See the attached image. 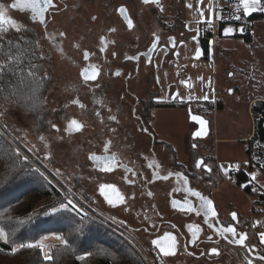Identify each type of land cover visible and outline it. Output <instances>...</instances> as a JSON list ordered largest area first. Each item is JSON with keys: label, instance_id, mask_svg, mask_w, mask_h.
<instances>
[{"label": "crops", "instance_id": "1", "mask_svg": "<svg viewBox=\"0 0 264 264\" xmlns=\"http://www.w3.org/2000/svg\"><path fill=\"white\" fill-rule=\"evenodd\" d=\"M229 2L235 3L243 12L240 0H185L183 3L184 28L181 37L178 40L174 38L172 51H170V44L158 46L156 53L154 52L152 64L160 92V101L176 103L221 101L223 103L222 109L214 108L209 111V119L204 117L208 121V134L205 137H193L194 131L198 129V124L194 121L191 123L190 108L182 106L158 107L153 111L154 117L150 124L160 141L155 144L153 151L150 148V137L145 132H139L132 128L121 129L115 122L116 120L113 121L115 125H113L112 130H109L112 137L107 139L108 141L112 140L113 150L123 151L128 160V170L124 182H120L121 185L118 183L119 187H122L121 191L123 189V202H120L119 199L108 198L101 193L102 175L101 178H98L97 197L101 199L109 214L136 231L142 238L144 237L143 239L150 240V244L153 240H157L163 247L167 248L172 244V240L167 237L176 238L177 243L173 249V255L165 257L163 264H178L180 257L184 258L183 261L186 264L232 263L231 261L227 262L228 255L224 254L223 251L230 250L234 254L237 252V248L228 245L226 240L221 239L222 237L217 230L209 236L211 239L208 236L205 239L206 241L212 240L208 246H205V249L202 246L205 242L203 235H197L198 231L195 244L191 243L193 237L188 225H192L193 230H195L196 218L193 211L190 213L181 211L184 207L180 205V198L185 194L182 185L189 181L193 190L198 191L213 202L216 223L217 220L224 219L217 206L218 202L222 206L219 199L228 197L229 193L228 188L225 189L223 186L227 173L220 167L223 165L222 162L229 171L228 177L232 180H234L233 173L237 170L243 171V176L247 177V180H242L240 183L236 182V184L250 197L249 214L247 215L248 212L243 210L245 213L243 215L245 218H243L240 217L239 212H235L237 220L241 219L240 225L249 226H245L246 229L249 228L250 230L247 231V238L250 236L252 243L255 244L260 242L259 234L264 233V209L256 210L253 208V202L261 200V196L264 195V169L258 163L259 156H255V161L252 162L247 152L250 146L249 141L255 131V121L251 108L256 100L264 99L262 90L252 89L251 84L252 77H255L254 80L258 84L264 82V33L257 35L254 32L256 23L259 20H264V18L253 21L254 29L251 32L253 40L251 42L236 36V34L241 33L237 30L226 35L224 29L227 24L235 23L239 26L236 21L229 19L230 15L227 11ZM249 15L245 16L248 17ZM209 19H217L218 21L211 30L213 37L210 39V56L208 59L196 58V50L202 47L201 29ZM218 28L219 32L217 31ZM232 40L236 41V44H244L247 49L242 53L237 50L236 71L233 74L235 81L231 86L228 84V80L226 81L221 76L220 67L221 70L225 71V65H220L222 53L218 52L215 45L220 44L222 47L223 43L226 44L227 41ZM248 66L258 70L257 75L251 76L249 69H247L248 71L244 70L246 67L249 68ZM182 68L186 73L185 77L178 75V71ZM260 87L262 86L260 85ZM230 89L232 90L231 94ZM204 96H208V99L205 100ZM173 97L177 98L173 99ZM237 97H240V100ZM246 99L248 100L246 101ZM162 113L170 117L179 114L185 124L179 126L171 121L164 122L163 118H160ZM241 117V129L248 130L245 134H240L241 131L236 128ZM130 121L133 122V119ZM161 131L167 134L162 135ZM160 135L165 140H162ZM210 137L214 141L212 145L206 146L205 143L201 142ZM241 142L243 147H241ZM193 144L196 145L195 148ZM239 144L242 154L238 161H233L226 150ZM222 145H224L223 148H221ZM164 149L169 150L165 160L163 159ZM194 150L199 153V159L203 160L207 167L195 168L193 165ZM140 153L142 154L139 156ZM204 155H210L216 159L220 176L223 177V180L213 187L211 184L214 180L210 181L204 177L205 169L209 168L207 161L203 158ZM180 156H191L190 162L180 160ZM137 169L144 170L149 178V181L146 182L142 180L141 186L135 184L134 171ZM157 171L160 172L161 176L167 175L168 172H172L173 175L168 180L157 179L155 177ZM120 173L115 172L109 176L116 179ZM176 173L180 175L178 176ZM253 174L256 176L255 180L252 179ZM220 176L216 174L214 178L220 180ZM185 178L187 182H185ZM247 185L250 186V192L245 189ZM115 191L120 192L117 186ZM108 199L116 201L115 206L108 204ZM174 202L175 207H173ZM225 205L234 206L233 202L230 203L228 200ZM262 244L264 245V243ZM152 246L154 252H158L162 256L156 245L152 244ZM213 248L216 249V252L212 251Z\"/></svg>", "mask_w": 264, "mask_h": 264}, {"label": "rangeland", "instance_id": "2", "mask_svg": "<svg viewBox=\"0 0 264 264\" xmlns=\"http://www.w3.org/2000/svg\"><path fill=\"white\" fill-rule=\"evenodd\" d=\"M164 1L166 6L162 11L161 10L159 11L156 7L153 6V4L151 5V3L147 4L146 7L143 8V11H140V8L142 7H140L141 3L139 2V0H131L130 1V4L132 5L131 10L137 8L140 11L141 16H139V18L137 19L138 20L137 26L134 27V29H132L130 32H128V29L126 25L123 23V21L121 19H118L117 14L116 13L114 14L113 23L117 31L116 33L117 40L120 41V43L118 42L116 50L120 54L127 49L126 42L129 41L132 43L135 37L137 36L144 37L145 35V37L147 38V44H149V42L153 38V34H155L160 38L159 46L161 44L168 45L170 37H173L176 40H178L181 37L184 28L183 3L181 2V0H164ZM12 4H13V0H0V6H3V9L5 11V19L15 20L18 26L21 25L25 27L34 26V24L31 21L32 9L28 7V11L25 10L23 12L17 9H13L11 7ZM97 12L99 13L100 16L103 15V13H101L99 10H97ZM172 16H176V17L172 18ZM60 17H62V14L60 15ZM102 20L103 19H98L95 22V25L100 23ZM78 22L77 24L74 23L71 24L70 26L68 24H63V23L59 25L62 27V30H66L68 32L69 36L75 37L76 32L80 31L79 33H81L82 31H85L84 28L78 30L79 27ZM4 26H9V25L5 24L3 25V27ZM34 27L36 28V34L39 37L38 41L42 49V56H45V60L42 62V66L47 70V74L51 79L50 86L46 91V95L43 97L45 104L41 109L38 108L37 112L34 113L33 111L34 108H32L31 110L25 108L23 109L21 107L8 105L2 102L0 104L1 105L0 109H6L8 115H3L1 117L4 118L3 120L8 126H11L13 129H15V132L20 136L22 141L25 144H27L30 149L34 151V153L38 156V158L42 159L47 165H49L48 166L49 169H47L46 166L43 167L40 166V168L47 173V176L43 175V177H47V181H49L50 183L52 181H55L57 185H59L67 193L73 194L71 192L72 190L73 192L79 193L83 197L86 203L84 201L83 202L80 201L79 199H75V195H73L75 200V202L73 200V203L76 205V207L79 210L83 211L85 214H87L95 221H97L95 217H98L97 213L95 212L96 210H98L100 213L104 215L106 214L109 215V217L114 218L111 214H109L108 209L101 202V199H98L97 197L98 196L96 193V189L98 187L97 183L99 182L98 178H101L100 177L101 174L97 172L92 162V159L90 158L91 154L98 151L99 150L98 148L102 144L104 146L105 143L108 142L107 138L112 137V133L111 131L106 129V126H102L101 123H98L97 118L100 117L94 115H91L92 117H89L88 115H84L82 111L78 110L76 107L72 106L71 104L73 100H78V101H83L85 105H88L89 100L87 99V97L91 95L90 94L91 85L88 82L84 83L82 81L81 77L79 76L78 67L73 65V63L80 61L81 56L60 55L58 52H53L50 54L47 45L48 42L44 40V33L41 27H39V25H36ZM229 27L233 29L232 32H234L235 30L241 32L240 26H238L235 23H229L226 25L225 28H229ZM217 31L219 32V28L217 29ZM254 32L257 35H261L262 33H264V20H259L256 23ZM124 40L125 42H123ZM215 46L218 52L222 53L219 61L220 65H225V71L223 69L221 70L220 67L221 76H223L226 81L228 80L227 81L229 82L228 84L232 86L233 82L235 81L233 74L236 71L235 64H236L237 50L238 51L240 50L242 53L245 52L247 48L244 44H238V43L236 44V41L233 40L227 41L226 44L223 43L222 47L220 46V44H216ZM131 47H132L130 48L131 50L136 49V47L134 48L132 45ZM106 57L108 59L112 57L111 60L113 61L114 65L119 64L113 58V56L109 55V56H105L104 58ZM98 61L100 60L98 59ZM129 62H130L129 66L133 67V62L132 61ZM152 69L153 68H148L147 71H141L140 75L137 78L131 80L130 82L131 89L141 97L148 98L147 97L148 91L150 89H154V90L157 89L155 83L149 81L152 79L151 78ZM247 69L250 70L249 74H251V76L257 75L258 70H256L255 68H251V67L249 68L246 67V69L244 68V70ZM252 78H253V80H251L252 89L262 90L261 93L264 94V82L258 84V82L254 80L255 77ZM103 79L104 82L103 83L101 82L102 83L101 91L104 94L103 95L104 100L107 101V98L109 96L110 97L109 102H112V104L110 105L112 106L115 104L116 107L117 100L114 97L119 95L118 90H120L124 86L122 83H120L119 87L114 86V88L116 87L114 89L111 83H109L110 81L109 77L108 78L105 77ZM260 85L263 88L260 87ZM247 100L248 99H246V101ZM66 111H70V112L67 114ZM206 112L208 113L207 110ZM68 116H71L69 118L71 119L70 122L66 120ZM127 116L128 115H126V117L124 118L125 121L131 122L130 120H132V117L129 116L127 117ZM81 117L86 122V127L84 128V131H80V132H76L74 130L68 131V125L71 123L73 119L76 120L78 123L79 121L80 123L81 122L83 123V121L80 119ZM120 117L122 118V115ZM160 118H163L164 122L171 121L174 122V124H178L179 126H183V124H185L183 118L179 116V114L174 117H170L162 113ZM190 121L191 123H193L192 120ZM53 124L57 126L58 130H54V127H52ZM245 126L248 128L247 123H245ZM236 128H238L241 131L240 134L243 133L245 134V132L248 131L241 129L242 117L238 126L236 125ZM161 134L165 135L167 133L161 131ZM41 136L45 137V139L41 140L40 139ZM160 138L162 140H165V138H163L161 135ZM4 139L6 138L4 137ZM6 141L8 140L6 139ZM201 142L205 143L206 146H209L212 145L214 141L212 137H210L205 141L202 140ZM8 143L12 145L9 141ZM33 145L35 147H33ZM223 146L224 145H222L221 148H223ZM12 147L14 146L12 145ZM241 147H243L242 142H241ZM241 147L239 144V145H235L234 148H230L226 150L229 156L232 157L233 161L239 160V156L242 154ZM168 153L169 150H165L163 152L164 160L167 159ZM210 153H212V151H210ZM23 156L24 155L22 154V157ZM29 156L31 159H34L30 153ZM190 159L191 156H187V157L180 156V160L190 162ZM27 161L34 169H37V167L34 164H32L29 160ZM222 164L224 168H226L224 162H222ZM42 170H40V172L43 173ZM57 170L59 171L57 172ZM226 173H227V177L223 183V186L225 187V189L228 188L229 193L227 195L228 197L222 198V200L219 199L222 202V206L221 203L219 202L217 205L219 208V212L224 217V219L228 217L231 211L233 212L237 211L240 213V217L245 218L243 216L245 214L243 210L246 211V213L248 212L247 215L249 214L250 197L246 192H244L238 187L235 180H232L231 178L228 177L229 171H227ZM59 179L64 181L70 187L71 190L68 187H66ZM61 194L65 198L66 197L68 198V196H66L64 193ZM227 200L230 203L233 202L234 206L231 207L229 205H225V202ZM90 207L92 209H95V211L92 210ZM88 209H91L92 211L89 210V212H87ZM90 214H92L94 217H92V215ZM240 220L241 219H239V221ZM100 224L106 229L114 232L116 235L121 237L118 233H116L113 230L112 227H110L111 225L109 222H106V224L103 223ZM47 237L49 238L48 240L52 239V236H47ZM121 238L125 242L129 243L123 237ZM144 241L148 245L150 244V240L144 239ZM129 245L131 244L129 243ZM131 248L139 255V257H141L140 254L132 247V245ZM155 253L157 258L161 256L158 252ZM178 260H179L178 264H186V262L183 261L184 258L180 257Z\"/></svg>", "mask_w": 264, "mask_h": 264}, {"label": "trees", "instance_id": "3", "mask_svg": "<svg viewBox=\"0 0 264 264\" xmlns=\"http://www.w3.org/2000/svg\"><path fill=\"white\" fill-rule=\"evenodd\" d=\"M181 2L184 3L185 0ZM248 18L252 21L264 18V11L253 12ZM221 25L223 27V24ZM4 27L10 29L7 38L15 40L17 33L12 30V26ZM28 29V32L23 33L25 40L38 42L36 43L37 51L42 55L36 30L31 27ZM236 36L244 38L247 42L253 40L251 32L238 33ZM212 37L213 33L209 31L201 39L205 59L210 56ZM173 49L174 47H171L170 51ZM50 83L51 79L50 82L39 85L33 82L30 87L21 85L22 92L16 93L15 89L12 90L15 93V100L12 103L8 102L7 95L0 94V104L4 102L23 109L34 108L33 111L36 113L37 109H41L45 104L43 97ZM156 95H159V92ZM175 106L188 107L192 113L208 118L209 111L214 108L222 109L223 103L221 101L196 103L159 101L152 106H147L145 119L148 123L151 122L154 117L152 111L156 107ZM203 109L205 112H202ZM251 111L255 121V131L249 141L250 146L247 152L252 162L255 161V156H259L258 163L261 165L264 163V99L256 100ZM198 158L199 153L194 150L193 165ZM203 158L211 168V171L205 169L204 177L210 181L214 180L211 184L213 187L222 181L223 177L220 176L216 159L213 156L204 155ZM35 170L28 161L23 160L22 156L20 159L16 158V149L0 134V228L4 229L10 240L15 241L16 244L35 243L44 237L52 236V239L44 242L52 245L48 251L54 257L53 261H46L44 253L39 249H20L12 253L13 245L0 241V264H145L127 242L83 211L73 210L71 206L67 209L60 208L61 202H67L65 197L53 184L44 179L40 172ZM242 172L240 170L238 172V183L247 180ZM216 174L220 176V180L214 178ZM5 180H7L6 183ZM245 189L250 192L249 185ZM261 200L264 202V195L261 196ZM52 207H56L57 211L51 212ZM55 235H63L69 241L70 246L61 245L54 239ZM254 246L264 250V245L260 242H256ZM259 262L262 261L259 260Z\"/></svg>", "mask_w": 264, "mask_h": 264}, {"label": "flooded vegetation", "instance_id": "4", "mask_svg": "<svg viewBox=\"0 0 264 264\" xmlns=\"http://www.w3.org/2000/svg\"><path fill=\"white\" fill-rule=\"evenodd\" d=\"M130 1L131 0H52L53 4L56 5V7L55 8L50 7L45 12L47 29L45 30L44 26H41L39 24H34V26L39 25V27H41L44 33V40L48 42L47 45L50 54L53 52H58L60 55L81 56L80 61L75 62L74 60L75 63H73V65L78 67L79 76L81 77L84 83H86L83 78V73L85 70H87L89 75L92 74L93 70L98 72L97 78L95 80L87 81L91 85L90 86L91 95L87 97V99L89 100L88 105H85L83 101H79V104H75L71 102L72 106L76 107L78 110L82 111L84 115H88L89 117H92L91 115L100 117L97 118L98 123H101L102 126H106L107 130H112L113 125H115L113 123L114 120L110 118L111 116L116 117L115 122L121 129L132 128L139 132H145L143 131V129H147L148 131L145 133H147L150 137V143H151L150 148L153 151L155 144L159 143L160 141L158 140L156 134L152 130L150 122L148 123L146 121L145 113L147 106H152L154 103L160 101L159 99L160 92L159 89L157 88L154 69H152L151 71L152 77L150 76L153 80L151 79L149 81L155 83L157 89L155 90L150 89L147 95L148 98L137 95V93H135V91L131 89L130 82L131 80L137 78L140 75L141 71H147L148 68H153L152 64L156 52L153 53V55L149 59L146 56V53L158 36L153 34V38L149 42V44H147V38L145 37V35L144 37L137 36L135 37L132 43L129 41L126 42L127 49L124 50L121 54L116 50L118 42L120 43V41L117 40V35H116L117 31L113 23L114 14L115 13L117 14L118 19H121L123 21V23L126 25L128 29V32H130L132 29H134V27L137 26L138 24L137 19L139 18V16H141L140 11H143V8L146 7L147 5L143 2V0H139V2L141 3L140 7H142L140 8V11L137 8L131 10L132 5L130 4ZM24 2L27 4H31L32 0H24ZM36 2L38 7H44L43 0H36ZM14 3H16V0H13V4ZM152 4L159 11L161 9L163 10L164 7L166 6L164 0H159V2L151 3V5ZM121 7L125 9V12L123 14H121L119 11ZM17 10L23 12L25 10L28 11V7L23 10L21 9H17ZM97 10L103 13V15L100 16ZM61 14L62 17H60ZM125 16H127L128 19L132 21L131 28H129ZM93 17H95V19H93ZM173 17L175 18L176 16H172V18ZM98 19H103V20L95 25V22ZM77 22L79 24L78 30L84 28L85 31H82L81 33H79L80 31L76 32L75 37L69 36L68 32L66 30H62V27L59 25L63 23V24H68L70 26L71 24L74 23L77 24ZM34 26H28V27H31L36 30ZM61 33H63V35H61ZM123 42H125V40ZM158 42L160 44V38ZM131 45L134 48L136 47V49L131 50L130 49L132 48ZM101 49H103V51ZM85 53L88 54L87 58H85ZM113 53H115L114 56ZM109 55L113 56V58L119 64L114 65L113 61L111 60L112 57L109 59L107 57L104 58L105 56H109ZM98 59L100 61H98ZM129 61L133 62V67L129 66L130 65ZM117 71H119L120 73L119 76L116 75ZM105 77L107 78L109 77L110 79L109 83H111L113 88L114 86L119 87L120 83H122L124 86L123 88L118 90L119 95L114 97L117 100L116 107L115 104L112 106L110 105L112 104V102H109V98H110L109 96L107 98V101L104 100V96H103L104 94L101 91L102 90L101 85L104 82L103 78ZM158 92L159 95H156V93ZM80 104H83L84 107L81 108ZM155 109H157V107ZM66 112L68 114L70 111H66ZM121 115L122 118L120 117ZM126 115L128 116L131 115L133 122H126L124 119ZM70 117L71 116H68V118L66 119L69 122L71 120L69 119ZM118 117L121 119H119ZM80 119L83 121V123L82 122L80 123L79 121V124L81 125V129L79 131L73 129L76 132L84 131V128L86 127L85 120L82 117ZM57 129L58 128L56 126L54 130ZM112 144L113 143L111 140L109 152L107 153L104 152V146L102 144L98 148L100 151L98 150L92 153L91 156L97 155L100 157H104L106 155H114L116 157V162L111 171H104L102 162H97L94 160H92V162L97 172L101 175H105L102 178L101 181L102 184L112 185V188H105L104 191L101 193L108 198H115L120 200V198H123L124 194L122 192L123 189L121 191L122 187L120 188L118 183L121 185L120 182H124L125 175L128 170V160L126 159L123 151L113 150ZM141 154L142 153H140L139 156ZM155 155L158 156L157 154ZM199 160L200 159L198 158L197 161ZM115 172H119V173L121 172L123 174L121 175L120 173L115 179L114 177H111L112 174ZM109 174H111V176H109ZM134 174H135V184L139 186H141L140 183L142 180L145 182L149 181V178L146 176L145 171L142 169H137L136 171H134ZM116 186L119 188L120 192L113 191V188L116 189ZM167 186H165V188H167ZM182 187L185 189L184 190L185 194L180 198L181 200L180 205L183 206L184 208H187L188 205L190 204L193 207V209L198 210L200 199L199 197L192 195V192L196 190L192 189L193 187L189 181L184 185H182ZM193 213L196 218V222L194 223L195 228L199 229L197 235L199 234L200 236L203 235V239L205 241L202 245L204 249L205 246H208L212 241V240L206 241L205 239L207 238V236L209 237L211 234H214L215 230H217V232L220 234L221 229L226 227H234L237 233L246 234V235H247V231H250L249 228L246 229V227L249 226L245 225L246 226L245 227L244 225L243 226L240 225V221L237 220V217L235 220L232 219L231 214L233 213V211H231V213L228 215L226 219L217 220V223H216V216L213 217L210 214H209L210 216L209 215L204 216L203 213L198 215L196 210H194ZM205 221L208 222L206 223ZM220 236L222 237L221 239L227 241L228 245L237 248L236 254L231 253L230 250L223 251L224 254L228 255L227 258L228 263L231 261L232 262L231 264H247V261L251 260L252 264H264V261L259 262V256L264 255V250H261L260 248L259 249L256 248L252 243L250 236L245 240L244 245H240V246L230 242L231 240L230 233H226L223 236L220 234ZM140 238L144 241V239L141 236ZM144 243L147 246H149L152 252L155 254L152 244L148 245L145 241Z\"/></svg>", "mask_w": 264, "mask_h": 264}, {"label": "snow or ice", "instance_id": "5", "mask_svg": "<svg viewBox=\"0 0 264 264\" xmlns=\"http://www.w3.org/2000/svg\"><path fill=\"white\" fill-rule=\"evenodd\" d=\"M145 4L154 3L157 2V0H143ZM44 7H38L36 0H32L31 4H27L24 2V0H16V3L12 4V8L16 9H25L27 7H31L32 9V15H31V21L33 24H39L41 26H44L45 30L47 29V21L45 19V12L48 8H55L56 5L53 4L52 0H43ZM240 4L243 6V13L244 15H249L256 11H264V0H240ZM162 10V9H161ZM120 13L123 14L125 12V9L121 7L119 9ZM95 19V17H93ZM125 19L128 22L129 28L132 27V21L128 19L127 16H125ZM236 20L241 19L240 16H235ZM208 23L211 24V20H208ZM8 24L12 26V30H15L17 33V36L15 40L8 39L7 37L10 34V29L3 27V25ZM28 27H25L23 25L18 26L16 21L13 19H5V11L3 9V6H0V94L7 95L9 98V103H12L15 100V93L12 91L15 89L16 93H20L23 91L21 88V85H24L25 87H30L33 82L37 83L39 85L40 83H47L50 82V77L47 74V70L43 68L42 62L45 60V56H42L38 53L36 43L26 41L24 38L23 33L28 32ZM114 31V29H113ZM232 28H225L224 32L225 34L232 33ZM240 31H243V29H240ZM63 35V33H61ZM195 39V37H193ZM158 40V37H157ZM103 42V41H102ZM103 51V49H101ZM87 53H85V58H87ZM115 53H113V56ZM197 58L200 55L199 50H196ZM98 72L93 70L92 74L89 75L87 70L83 73L84 81L87 82L88 80H95L97 78ZM116 75L119 76V71L116 72ZM230 94L232 90H229ZM177 97H173V99H176ZM205 100L208 99V96L203 97ZM72 103L79 104L78 100H73ZM80 107L83 108L84 105L80 104ZM8 115L6 109H0V116ZM112 120H115V116L110 117ZM193 120L197 121L200 125H205L207 122L203 120L202 118L198 116H193ZM52 127H56L54 124ZM75 129L76 131H79L81 129V125L76 121L72 120L71 123L68 125V131H72ZM15 130V129H14ZM58 130V129H57ZM143 131L147 132V129H143ZM205 133L203 131H199L196 133L197 136H202ZM41 140H44L45 137L41 136ZM111 141H108L104 145V152L107 153L110 150ZM33 147H35L33 145ZM193 147L195 148L196 145L193 144ZM31 151V149H29ZM22 156V153L19 152V150H16V158L20 159ZM92 160L97 162L103 163V170L104 171H111L114 167V164L116 162V157L114 155H106L104 157H100L97 155H92L90 157ZM23 160L27 161L28 157L23 156ZM259 162V161H258ZM159 167V166H157ZM196 168H205L207 165L203 160H199L195 163ZM222 169H224L225 172L228 171V169L224 168L223 165L220 166ZM261 167H264V163L261 164ZM208 171H211V168L207 169ZM36 172H40V169L37 168L35 170ZM59 170H57L58 172ZM40 175L43 176L44 174L40 172ZM173 175L172 172H168L167 175H160V172L157 171L155 173V177L157 179L162 180H168L169 177ZM176 175H180L179 173H176ZM44 179L47 180V177H44ZM252 179L255 180L256 176L255 174L252 175ZM5 183L7 180L4 181ZM185 182L186 178H185ZM105 188H112V185H101L100 191L103 192ZM70 191V190H69ZM113 191L115 189L113 188ZM151 195V193H149ZM193 196H197L200 199L199 208L193 209V207L189 204L188 207L182 208L181 211L185 212H192L194 210L197 211V214L203 213L204 216H208L211 214V216H216V212L213 207V202L202 196L199 192L193 191ZM66 203L61 202L60 208L67 209L69 206L72 207L73 210L79 211V209L76 208V205L73 203V200L70 198H65ZM108 204L115 206L116 201H113L111 199H108ZM120 202H123L122 198H120ZM175 202L173 203V207H175ZM57 208L52 207L51 212H56ZM236 213L233 212L231 214L232 219H236ZM30 219V218H29ZM206 223L208 221H205ZM189 230L192 233L193 240L191 243L195 244L196 240V234L199 229L193 230L192 225H188ZM226 233L231 234V243H235L237 245H244L245 240L247 239L246 234L237 233L236 229L234 227H226L220 230V234L223 236ZM260 242L264 243V233H260ZM238 237V238H237ZM168 239L172 240V244L165 248L163 247L159 241L153 240L151 243L153 245H156V247L159 249V251L162 253V256L159 257L161 260V264H163L164 258L169 257L173 255V249L176 246V238L175 237H167ZM48 237H44L42 240H37L35 243L28 242V243H19L16 244L15 241L10 240L9 235L4 231V229L0 228V241H3L5 243H11L13 246L11 247V252L16 253L20 249H30V250H36L39 249L44 253V259L46 261H53L54 257L49 254L48 249L52 247V245L45 244L44 241L48 240ZM54 239L58 241L61 245H64L65 247H69V241L63 236V235H55ZM211 239V237H209ZM213 252H216V249H212ZM80 259H83V257H80ZM260 261H264V255L259 256ZM247 264H252L251 260L247 261Z\"/></svg>", "mask_w": 264, "mask_h": 264}, {"label": "built area", "instance_id": "6", "mask_svg": "<svg viewBox=\"0 0 264 264\" xmlns=\"http://www.w3.org/2000/svg\"><path fill=\"white\" fill-rule=\"evenodd\" d=\"M227 11L229 13V19H233L234 21H236L240 28L243 29V31H241V33H249L254 29V22L249 19L247 16L244 15V13L242 12V10L233 2H229L227 5ZM235 16H240L241 19L236 20ZM217 19L211 20V24L208 23V21L202 26L201 29V37L203 38L205 36V34L211 30H213V28L215 27V24L217 23ZM178 75L180 77H185L186 73L184 71V68L180 69L178 71ZM238 100H240V97H237ZM202 112H205V110L203 109ZM4 118L0 116V133L17 149L19 150L24 156L28 157V160L34 164L37 168H39L40 170H42L40 168L43 166H46L47 169H49V165H47L42 159H39L38 156L34 153V151L31 149V151H29V146L27 144H25L22 139L20 138V136L15 132V130L11 127L8 126L4 120ZM29 153L32 155V157L35 159H31L29 156ZM38 163V164H37ZM43 171V170H42ZM238 172L239 170L235 171L233 173V179L235 180V182H237V176H238ZM44 175L47 176V173L45 171H43ZM60 180V179H59ZM66 187H68L70 189V187L62 180H60ZM61 193H64L66 196H68V198L74 200V196L75 195V199H79L80 201H84L83 197L76 192H73L71 189V192L73 194H69L67 193L64 189H62L59 185H57V183L55 181L51 182ZM75 202V200H74ZM86 203V202H85ZM91 208V207H90ZM253 208L256 210H262L264 209V202L262 200H257L253 202ZM92 209V208H91ZM88 209L87 212L92 211L95 209ZM86 212V213H87ZM98 215V217H95V219L103 224H106V222L110 223V227L113 228V230L118 233L121 237H123L125 240H127L132 247L140 254L143 262L145 264H161V262L156 258L155 254L152 252L151 248L149 246H147L144 241L140 238V236L134 232L133 230H131L129 227H127L126 225H124L123 223L119 222L118 220L109 217V215H104L102 213H100L98 210L95 211ZM92 215V214H90ZM92 217H94L92 215ZM259 226V225H258ZM122 231V232H119ZM128 243V244H129ZM130 245V246H131Z\"/></svg>", "mask_w": 264, "mask_h": 264}, {"label": "water", "instance_id": "7", "mask_svg": "<svg viewBox=\"0 0 264 264\" xmlns=\"http://www.w3.org/2000/svg\"><path fill=\"white\" fill-rule=\"evenodd\" d=\"M157 2H159V0H157ZM159 38H158V40H157V38H156V40L154 41V43L150 46V48L148 49V51H147V53H146V56L148 57V59L153 55V53L156 51V49L158 48V46H159ZM170 47H174V38L173 37H171L170 38ZM199 52H200V55H199V57L198 58H202V57H204V55H205V51H204V49H203V47H199ZM195 57L197 58V55H195ZM193 116H198V117H200V118H202L203 120H205L207 123L205 124V125H200L197 121H195V120H193ZM190 119L192 120V121H194L195 123H197L198 124V129L195 131V133L193 134V137L194 138H198V137H205L207 134H208V121L203 117V116H201V115H197V114H194V113H192V112H190ZM199 131H203L205 134L204 135H202V136H197L196 135V133L197 132H199Z\"/></svg>", "mask_w": 264, "mask_h": 264}]
</instances>
